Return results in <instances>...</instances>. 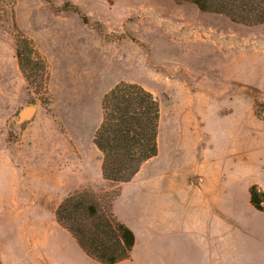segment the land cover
<instances>
[{
	"label": "rangeland",
	"instance_id": "obj_1",
	"mask_svg": "<svg viewBox=\"0 0 264 264\" xmlns=\"http://www.w3.org/2000/svg\"><path fill=\"white\" fill-rule=\"evenodd\" d=\"M17 33L45 61L46 77L24 44L26 77L20 70ZM121 82L151 92L160 110L157 155L129 185L103 180L93 144L101 99ZM27 106L32 119L10 126ZM263 110L264 25L189 0H0V264H36L45 229L30 220L43 221L77 190H92L142 236L151 189L212 172L213 157L201 160L207 144L264 147ZM25 128L28 144H11ZM54 167L71 184L65 196L55 177L43 176Z\"/></svg>",
	"mask_w": 264,
	"mask_h": 264
},
{
	"label": "crops",
	"instance_id": "obj_2",
	"mask_svg": "<svg viewBox=\"0 0 264 264\" xmlns=\"http://www.w3.org/2000/svg\"><path fill=\"white\" fill-rule=\"evenodd\" d=\"M18 135L11 144H28L27 128ZM253 145L207 144L201 160L205 164L213 157L212 172L184 177L179 187L172 183L167 191L151 189L142 236L124 223L135 241L129 258L115 264H264V211L253 207L249 194L253 185L264 194V147L259 144L256 151ZM8 166L18 173L12 161ZM57 169L43 176L55 177L58 195L65 196L71 184ZM55 210L42 211L43 221L30 220L45 229L36 264H100L57 224Z\"/></svg>",
	"mask_w": 264,
	"mask_h": 264
},
{
	"label": "trees",
	"instance_id": "obj_3",
	"mask_svg": "<svg viewBox=\"0 0 264 264\" xmlns=\"http://www.w3.org/2000/svg\"><path fill=\"white\" fill-rule=\"evenodd\" d=\"M189 1L203 12L224 15L235 23L264 25V0ZM15 39V55L22 73L25 68L20 48L24 44L40 62L46 77L45 61L31 41L21 33ZM159 119L156 98L136 83H118L103 95L101 120L93 135V144L102 155L103 180L118 185L130 182L141 166L157 155ZM249 194L253 207L264 211V194L255 185L249 188ZM107 207L104 210L92 190H77L59 203L54 215L57 224L89 258L100 264H115L129 258L135 237L110 211L111 204Z\"/></svg>",
	"mask_w": 264,
	"mask_h": 264
},
{
	"label": "water",
	"instance_id": "obj_4",
	"mask_svg": "<svg viewBox=\"0 0 264 264\" xmlns=\"http://www.w3.org/2000/svg\"><path fill=\"white\" fill-rule=\"evenodd\" d=\"M34 107L27 106L20 110L14 117L9 121L10 126H20L25 122H28L32 119L34 115ZM261 117L264 118V110L261 112Z\"/></svg>",
	"mask_w": 264,
	"mask_h": 264
}]
</instances>
